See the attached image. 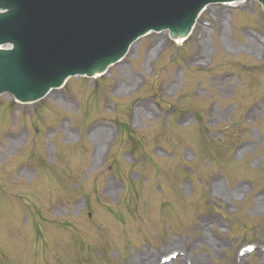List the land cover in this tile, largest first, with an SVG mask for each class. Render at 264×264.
I'll list each match as a JSON object with an SVG mask.
<instances>
[{
  "label": "rangeland",
  "instance_id": "rangeland-1",
  "mask_svg": "<svg viewBox=\"0 0 264 264\" xmlns=\"http://www.w3.org/2000/svg\"><path fill=\"white\" fill-rule=\"evenodd\" d=\"M197 24L37 102L0 95V264H264V12Z\"/></svg>",
  "mask_w": 264,
  "mask_h": 264
},
{
  "label": "water",
  "instance_id": "water-1",
  "mask_svg": "<svg viewBox=\"0 0 264 264\" xmlns=\"http://www.w3.org/2000/svg\"><path fill=\"white\" fill-rule=\"evenodd\" d=\"M229 1L0 0V94L37 101L105 72L149 31L186 38L205 6Z\"/></svg>",
  "mask_w": 264,
  "mask_h": 264
},
{
  "label": "bare ground",
  "instance_id": "bare-ground-1",
  "mask_svg": "<svg viewBox=\"0 0 264 264\" xmlns=\"http://www.w3.org/2000/svg\"><path fill=\"white\" fill-rule=\"evenodd\" d=\"M208 7H209V6H207V7L205 8V10L208 9ZM193 27H194V29H195V28H198L199 31L201 30V29L198 27L197 22L194 23ZM177 42H178V43H181L182 40H177ZM132 46H133V45H131V47L129 48V51L131 50ZM98 75H100V73L96 74V76H98ZM103 127H104V126H99L98 129H97V131L99 132V134H101L100 137H103L104 135H106V132H107V129H105V128H103ZM97 131H95V132H97ZM98 132H97V133H98ZM205 238H206V236L203 237V239H205ZM206 239H207V238H206ZM176 258H177V257H176ZM182 259H183V258H182ZM135 264H151V258L148 257L147 260H146L145 262H144V259H142V258H138V259L135 261ZM155 264H156V263H155Z\"/></svg>",
  "mask_w": 264,
  "mask_h": 264
}]
</instances>
